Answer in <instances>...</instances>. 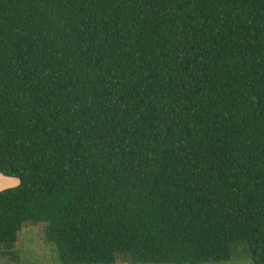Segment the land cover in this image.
<instances>
[{
  "label": "trees",
  "instance_id": "16d2710c",
  "mask_svg": "<svg viewBox=\"0 0 264 264\" xmlns=\"http://www.w3.org/2000/svg\"><path fill=\"white\" fill-rule=\"evenodd\" d=\"M0 264H264V0H0Z\"/></svg>",
  "mask_w": 264,
  "mask_h": 264
},
{
  "label": "rangeland",
  "instance_id": "374dc122",
  "mask_svg": "<svg viewBox=\"0 0 264 264\" xmlns=\"http://www.w3.org/2000/svg\"><path fill=\"white\" fill-rule=\"evenodd\" d=\"M19 185V179L0 172V191ZM44 223L26 224L18 235L15 249L24 264H54L52 246L44 240ZM225 264H250L249 261L232 260Z\"/></svg>",
  "mask_w": 264,
  "mask_h": 264
}]
</instances>
